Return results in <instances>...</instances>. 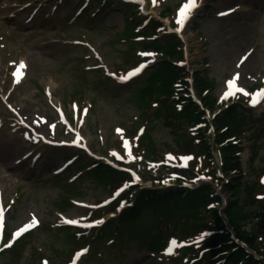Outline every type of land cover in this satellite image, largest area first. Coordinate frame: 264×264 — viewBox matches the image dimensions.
<instances>
[{"label":"rangeland","instance_id":"rangeland-1","mask_svg":"<svg viewBox=\"0 0 264 264\" xmlns=\"http://www.w3.org/2000/svg\"><path fill=\"white\" fill-rule=\"evenodd\" d=\"M83 1L0 0V212L3 207L8 233H15L36 220L32 225L34 233L27 239L29 244H21L14 254L2 255L0 264L71 262V252L76 248L71 239L73 232L59 229L56 207L63 208L60 202L71 192L80 194L74 197L76 206L65 208L66 216L62 218L82 222L86 227L93 224L87 221L90 213L86 210L96 208L107 198L102 188L96 187L88 177L78 179L83 172L79 174L76 169L80 165L87 166L94 159L83 158L73 169V161L66 162L70 156L67 150H52L17 128L16 119L9 114L6 104L17 112L25 125L51 141L78 138L97 154L106 153L109 157L118 151L116 130L126 131L140 114L135 92L143 81L136 80L129 87L119 86L120 80L114 78L113 81L104 79L107 73L120 76L137 60L125 61L122 51L126 45L119 43L124 15L137 10L130 8L124 12V8L117 6V0L104 4L96 0L83 15V9L75 14ZM15 2L19 6H15ZM89 3L90 0L86 4ZM185 3L187 0H157L145 16L156 19L166 6L179 11ZM35 4L41 10L36 18L28 20ZM200 6H204L203 10L192 16L181 36L187 67L205 75L216 97L225 91L227 81L234 78L236 87L244 90L237 95L243 96L246 88L257 84L262 76L264 78V0H203ZM227 9H235V13L222 17L221 13ZM10 10L14 17L4 19ZM177 19L174 12L173 25L177 24ZM76 40L91 47L77 45ZM252 57L254 62H250ZM241 58L243 62L237 63ZM19 62H24L26 68L22 80L15 82L12 75ZM96 67L103 70L96 72ZM99 79L103 83H98ZM76 89H80L79 95L72 97ZM73 100L80 108L77 112L73 106L77 104L71 103ZM263 102L251 110L254 118L264 111ZM57 108H62L69 119H74L73 129L67 136L62 130L63 123L56 120ZM148 117L140 115L141 119ZM151 123L148 131L155 145V161L164 159L169 153L183 154L161 123L154 120ZM247 131L240 140L244 147L243 171L247 170L246 160L251 149V131ZM26 156L28 158L22 161ZM263 157L264 148L258 152L252 167H263ZM196 164L200 168L203 160H196ZM69 167L71 169L62 180H54L56 172L62 173ZM230 180L228 176L225 183ZM218 192L223 200L228 199L223 190ZM146 220L151 223L148 216ZM124 242L120 250L117 244L107 247L103 239L92 243L88 254L75 264H171L168 253L149 256L145 248L137 246L139 241L124 239ZM94 251L98 253L93 257Z\"/></svg>","mask_w":264,"mask_h":264},{"label":"trees","instance_id":"trees-1","mask_svg":"<svg viewBox=\"0 0 264 264\" xmlns=\"http://www.w3.org/2000/svg\"><path fill=\"white\" fill-rule=\"evenodd\" d=\"M152 26L154 28L157 24L152 23ZM144 49L153 50L160 55L162 61L148 73L143 83L136 89L135 100L138 106L146 110L150 105H155L154 116L170 130L176 145L186 151L195 150L198 154L204 155L209 161L213 178L209 183H202L194 190H177L162 196H157L159 193L153 191L136 190L133 207L126 210L117 221L108 225L109 236L116 237L119 245L124 243L123 238L127 236L137 241L147 239L146 248L152 251L153 246L159 248L168 236L175 233L182 237L193 236L199 232L213 233L205 239L202 247L206 251L202 261L197 264H264V198L257 200V195H264V188L259 187L256 181L258 175L264 172V168L252 167L258 150L264 147V143L256 146L261 136L264 139V115L252 120L242 109L236 107L228 109L213 122L215 136L212 141L204 114L187 97L185 79L189 74L185 69H179L174 65L183 58L181 44L174 38L155 40L145 43ZM194 85L199 94L208 90V96L202 98V101L205 106L213 109L214 100L210 95V86L202 74H194ZM179 88L185 90L180 92ZM178 104L181 105L180 110L176 109ZM200 124L204 125V128L200 129L195 137L191 136L189 129ZM246 129L251 131L250 142L253 145L248 159L250 179H245L246 174L243 175L240 169L238 154L241 148L235 141L234 143L229 141L244 134ZM142 143L148 155H152L153 141L148 133L145 134ZM211 148L221 157L222 173L235 174L231 183L223 186V190L229 195L224 215L236 238L247 249L232 240L231 234L220 219L222 202L215 191L214 181L221 180L215 178V165L213 164V168L211 166L213 162ZM188 174L189 178L192 177L193 171L190 169ZM92 177L103 187L117 185L118 181L125 178L124 175L102 165L92 172ZM211 205L213 208H209ZM145 216H150L152 220V223L146 226L142 225ZM247 250H251L257 256L248 253Z\"/></svg>","mask_w":264,"mask_h":264},{"label":"snow or ice","instance_id":"snow-or-ice-1","mask_svg":"<svg viewBox=\"0 0 264 264\" xmlns=\"http://www.w3.org/2000/svg\"><path fill=\"white\" fill-rule=\"evenodd\" d=\"M140 2H142V0H140ZM197 3L196 0H187V3H185L180 9H179V13H178V19H177V24L180 26H183V24L185 23V21L189 18L191 12L197 7ZM222 15L225 13H221ZM22 66V65H21ZM144 65H141L139 68L135 69L133 72L128 73V75L126 77H121L122 80L124 79H129L132 76H135L138 72H140L143 69ZM15 75V73H14ZM227 87L228 90L223 94V99H226L228 97H233L235 92H244V90L242 88H237L235 85V78L232 80L227 81ZM245 95H248V93H244ZM259 98H264V90H261L255 94L252 95V100L251 103L253 106H255L256 103H259ZM127 142H125V148H127ZM113 156L116 155V153H112ZM129 155H131V153H129ZM169 159H171V157H169ZM184 159H191V157H185ZM123 189H121L122 191ZM119 193H116V195H118ZM66 223H70V224H77L78 221L76 220H70V221H65ZM36 223V220L33 219L31 221V224L34 225ZM97 224H101L103 223L102 220H98L96 221ZM91 226V225H90ZM30 227V225H25L23 228L19 229V231L16 233V235H19L20 233L27 231L28 228ZM171 244L173 246L176 245V241L173 240L171 242ZM171 254V251L169 250V253Z\"/></svg>","mask_w":264,"mask_h":264},{"label":"bare ground","instance_id":"bare-ground-1","mask_svg":"<svg viewBox=\"0 0 264 264\" xmlns=\"http://www.w3.org/2000/svg\"><path fill=\"white\" fill-rule=\"evenodd\" d=\"M255 61V59L252 57V59H251V61L250 62H254Z\"/></svg>","mask_w":264,"mask_h":264}]
</instances>
